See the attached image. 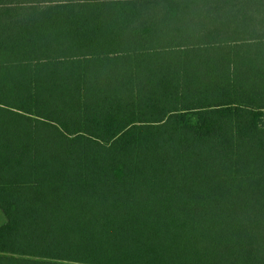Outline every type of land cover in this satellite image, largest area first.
I'll return each mask as SVG.
<instances>
[{
	"label": "trees",
	"instance_id": "16d2710c",
	"mask_svg": "<svg viewBox=\"0 0 264 264\" xmlns=\"http://www.w3.org/2000/svg\"><path fill=\"white\" fill-rule=\"evenodd\" d=\"M0 264H264V0H0Z\"/></svg>",
	"mask_w": 264,
	"mask_h": 264
},
{
	"label": "rangeland",
	"instance_id": "374dc122",
	"mask_svg": "<svg viewBox=\"0 0 264 264\" xmlns=\"http://www.w3.org/2000/svg\"><path fill=\"white\" fill-rule=\"evenodd\" d=\"M5 219L3 217V215L0 212V225H2L4 223Z\"/></svg>",
	"mask_w": 264,
	"mask_h": 264
}]
</instances>
